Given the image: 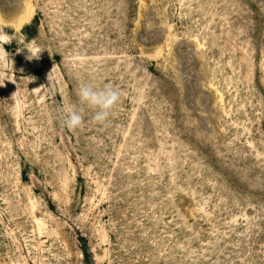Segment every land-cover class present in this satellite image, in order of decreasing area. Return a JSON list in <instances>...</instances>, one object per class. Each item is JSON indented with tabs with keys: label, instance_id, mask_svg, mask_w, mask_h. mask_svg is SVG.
Masks as SVG:
<instances>
[{
	"label": "rangeland",
	"instance_id": "rangeland-1",
	"mask_svg": "<svg viewBox=\"0 0 264 264\" xmlns=\"http://www.w3.org/2000/svg\"><path fill=\"white\" fill-rule=\"evenodd\" d=\"M0 34V264H264V0H0ZM81 82L120 101L70 131Z\"/></svg>",
	"mask_w": 264,
	"mask_h": 264
},
{
	"label": "clouds",
	"instance_id": "clouds-1",
	"mask_svg": "<svg viewBox=\"0 0 264 264\" xmlns=\"http://www.w3.org/2000/svg\"><path fill=\"white\" fill-rule=\"evenodd\" d=\"M4 42L8 41H5L4 36L0 34V64L7 61V53L2 47ZM38 57L33 52L32 57H28V59ZM5 79L14 83L11 77L0 75V84H3ZM76 94L78 102L67 111L63 121L64 126L70 131H75L83 126L85 115L88 111L92 112V119L98 125H105L112 117L113 111L120 101L119 90L110 83L96 86L88 82H81Z\"/></svg>",
	"mask_w": 264,
	"mask_h": 264
}]
</instances>
